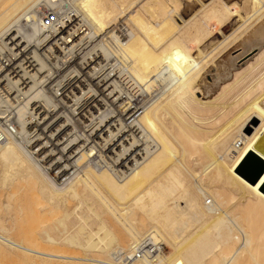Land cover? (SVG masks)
Masks as SVG:
<instances>
[{
	"label": "bare ground",
	"instance_id": "bare-ground-1",
	"mask_svg": "<svg viewBox=\"0 0 264 264\" xmlns=\"http://www.w3.org/2000/svg\"><path fill=\"white\" fill-rule=\"evenodd\" d=\"M11 94L0 191L37 224L0 253L122 264L149 235L162 254L125 264H264V0H0Z\"/></svg>",
	"mask_w": 264,
	"mask_h": 264
},
{
	"label": "rangeland",
	"instance_id": "rangeland-1",
	"mask_svg": "<svg viewBox=\"0 0 264 264\" xmlns=\"http://www.w3.org/2000/svg\"><path fill=\"white\" fill-rule=\"evenodd\" d=\"M236 2H239V0H235ZM182 2H183V0H182ZM255 6H260L259 5V3H257ZM241 8H243L242 7V5H241ZM189 14H190V11H185L184 13H182V16L184 17V18H187L188 16H189ZM233 21V22H232ZM228 25H227V27H226V29L224 30V32L225 33H228V32H230L233 28H235L236 26H237V24H238V21H237V19H233ZM210 26H212L211 24H210ZM209 26V27H210ZM216 36V35H215ZM217 37V36H216ZM217 38H219V37H217ZM241 47L239 46V47H235V46H232L230 49H229V56L230 57H232V58H236V56H238L239 58H237V60H236V63L238 64V65H241V64H243L247 59H249V58H251V55H247V56H240V53H241ZM204 75H205V77H204V80H203V82H202V85L203 84H205V85H210L211 83H212V81H213V75H214V71H212V69H211V66H209L207 69H206V71L204 72ZM201 85V86H202ZM202 88V90H204V87H201ZM197 95H198V97H200L201 95H199L198 93H197ZM264 137V135L262 136V138ZM261 138V139H262ZM259 143V142H258ZM257 143V144H258ZM257 144H256V146H257ZM256 146H255V148H254V150H255V152L257 153V154H259L257 151H256ZM260 155V154H259ZM263 159H264V157L262 156V155H260ZM253 167V166H252ZM250 170L251 169H243V172L244 173H246V174H250ZM20 184H22V186L20 185ZM19 184V186H15L13 189H11L12 191H16V192H19L18 193V195H17V197L15 198V202L17 203V202H20L19 203V205L20 204H22L21 203V201L23 202V198H24V196H27V195H30V191L29 190H26V185L25 186H23L24 184H23V182L22 183H20ZM17 185V184H16ZM21 188H22V191H21ZM28 188V187H27ZM21 191V192H20ZM0 192H2V191H0ZM24 194H23V193ZM26 192V193H25ZM2 194H4V195H6V192H2V193H0V228H5V229H7V233L5 234V237H8V238H12L13 240H18V239H20V238H22L23 236H25L26 234L25 233H31V231L33 230V228H36V227H33L32 228V226L34 225L35 226V224H37L36 222H35V220H34V211H33V207H31L29 210H27V211H21L20 209H18V208H12V209H7V208H5L3 205L5 204L4 202H5V200L6 199H4L5 197H4V195L2 196ZM21 196V197H20ZM4 197V198H3ZM23 197V198H22ZM20 199V200H19ZM20 215V216H19ZM44 215L46 216V219L45 220H48V217L50 218V215L49 214H43V213H41V214H39V217L42 219V218H44ZM32 217V218H31ZM42 220H44V219H42ZM44 220V221H45ZM49 221H51L50 219H49ZM49 221L47 222V221H45L46 222V224H49ZM45 225V224H44ZM43 226V225H42ZM13 227V228H12ZM31 227V228H30ZM12 228V229H11ZM31 229V230H30ZM30 230V232H28ZM25 234V235H24ZM28 235V234H27ZM39 243V242H38ZM40 244V246H38V245H36V246H38V248L39 249H41L43 246H45V244H41V243H39ZM47 246V245H46ZM47 247H50V246H47ZM55 247H57V246H55ZM55 247H51V249L50 250H54V251H56V250H59V248L57 247V248H55ZM43 249V248H42ZM45 249V248H44ZM47 249V248H46ZM6 253V254H5ZM78 253H81V252H78ZM11 256H10V255ZM6 256V257H5ZM13 257V258H12ZM14 260V261H13ZM26 262V263H25ZM29 264L28 263V261H26L25 259H23V258H20V257H17V256H15V255H12L11 253H9L8 251H3V252H1L0 253V264Z\"/></svg>",
	"mask_w": 264,
	"mask_h": 264
},
{
	"label": "built area",
	"instance_id": "built-area-1",
	"mask_svg": "<svg viewBox=\"0 0 264 264\" xmlns=\"http://www.w3.org/2000/svg\"><path fill=\"white\" fill-rule=\"evenodd\" d=\"M16 99L14 94L7 95L1 98L0 103V143L9 139L14 135L17 120L15 118V104ZM162 254V243L153 239L149 235H145L137 245L131 248V254L117 253L120 263L134 259H146L148 262H154Z\"/></svg>",
	"mask_w": 264,
	"mask_h": 264
},
{
	"label": "snow or ice",
	"instance_id": "snow-or-ice-1",
	"mask_svg": "<svg viewBox=\"0 0 264 264\" xmlns=\"http://www.w3.org/2000/svg\"><path fill=\"white\" fill-rule=\"evenodd\" d=\"M259 154L264 156V146L259 147ZM261 184L264 185V181H261Z\"/></svg>",
	"mask_w": 264,
	"mask_h": 264
},
{
	"label": "water",
	"instance_id": "water-1",
	"mask_svg": "<svg viewBox=\"0 0 264 264\" xmlns=\"http://www.w3.org/2000/svg\"><path fill=\"white\" fill-rule=\"evenodd\" d=\"M253 157H254V156H253ZM254 160H255V159H254ZM263 168H264V164H261V165H260V168H259V170H260L259 173L262 171ZM259 173H258V174H259ZM257 176H258V175H257ZM257 176H256L255 178H253V181L257 178Z\"/></svg>",
	"mask_w": 264,
	"mask_h": 264
}]
</instances>
